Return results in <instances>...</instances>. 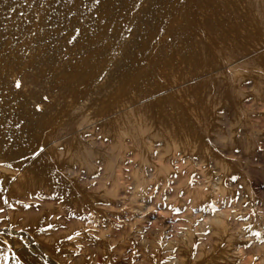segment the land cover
Returning a JSON list of instances; mask_svg holds the SVG:
<instances>
[{"label": "rangeland", "instance_id": "1", "mask_svg": "<svg viewBox=\"0 0 264 264\" xmlns=\"http://www.w3.org/2000/svg\"><path fill=\"white\" fill-rule=\"evenodd\" d=\"M0 264H264V0H0Z\"/></svg>", "mask_w": 264, "mask_h": 264}, {"label": "snow or ice", "instance_id": "2", "mask_svg": "<svg viewBox=\"0 0 264 264\" xmlns=\"http://www.w3.org/2000/svg\"><path fill=\"white\" fill-rule=\"evenodd\" d=\"M15 87L16 88H20L21 87V82L20 81H16V83H15ZM44 99H47V97H45ZM39 105H37V109L39 110Z\"/></svg>", "mask_w": 264, "mask_h": 264}, {"label": "bare ground", "instance_id": "3", "mask_svg": "<svg viewBox=\"0 0 264 264\" xmlns=\"http://www.w3.org/2000/svg\"><path fill=\"white\" fill-rule=\"evenodd\" d=\"M259 2H260V1H259ZM232 12H233V11H232ZM232 12H231V13H232ZM232 57H233V56H232ZM88 60H89V59H88ZM82 73H83V72H82ZM17 174H18V173H17ZM30 242H31V241H30Z\"/></svg>", "mask_w": 264, "mask_h": 264}]
</instances>
